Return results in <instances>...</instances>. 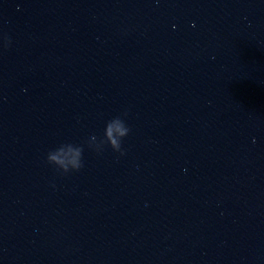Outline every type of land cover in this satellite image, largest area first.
<instances>
[{
    "label": "clouds",
    "instance_id": "9594fccd",
    "mask_svg": "<svg viewBox=\"0 0 264 264\" xmlns=\"http://www.w3.org/2000/svg\"><path fill=\"white\" fill-rule=\"evenodd\" d=\"M10 42V41H9ZM130 132L124 120L117 116L107 122L104 129V137L97 142V137L92 135L88 141V146L101 150L103 145L107 143L114 151L124 153L121 150L122 140ZM83 146L65 143L57 148L49 151L47 154V162L55 165L58 170L63 173L70 171H79L83 167Z\"/></svg>",
    "mask_w": 264,
    "mask_h": 264
}]
</instances>
